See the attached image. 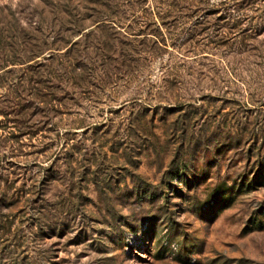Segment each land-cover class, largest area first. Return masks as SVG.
Returning a JSON list of instances; mask_svg holds the SVG:
<instances>
[{"label":"rangeland","instance_id":"rangeland-1","mask_svg":"<svg viewBox=\"0 0 264 264\" xmlns=\"http://www.w3.org/2000/svg\"><path fill=\"white\" fill-rule=\"evenodd\" d=\"M0 264H264V0H0Z\"/></svg>","mask_w":264,"mask_h":264}]
</instances>
